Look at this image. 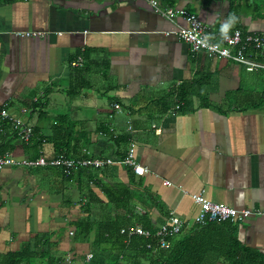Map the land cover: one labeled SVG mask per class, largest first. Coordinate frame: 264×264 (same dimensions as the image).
<instances>
[{"label":"crops","instance_id":"0c3cea01","mask_svg":"<svg viewBox=\"0 0 264 264\" xmlns=\"http://www.w3.org/2000/svg\"><path fill=\"white\" fill-rule=\"evenodd\" d=\"M224 1L228 9L222 0L158 3L196 14L214 33L240 29L264 36L263 16L247 7L252 0H236L238 8L254 12L241 20L227 17ZM184 25L154 14L143 0L0 4V107L33 130L31 141L22 144L0 120V150L9 148L16 159H52L53 140L70 142V155L60 154L69 159L119 162L133 145L137 164L147 170L138 177L115 163L64 176L53 167L3 168L0 254L47 237L55 246L50 254L64 259L79 247L69 228L85 217L84 206H90L93 220L112 218L105 191H135L141 184L156 204L146 216L156 229L165 221L160 213H166L190 230L199 214L190 196L199 193L213 204L254 213L235 224L234 235L264 257V216L255 214L264 212V74L193 55L173 35H164ZM78 58L82 65L72 68ZM180 90L186 100L176 104ZM68 128L70 133L59 132ZM136 205L127 209L136 214ZM16 213L24 215L20 232L10 225Z\"/></svg>","mask_w":264,"mask_h":264},{"label":"trees","instance_id":"16d2710c","mask_svg":"<svg viewBox=\"0 0 264 264\" xmlns=\"http://www.w3.org/2000/svg\"><path fill=\"white\" fill-rule=\"evenodd\" d=\"M13 1L0 0V4H9ZM252 1L247 7L257 10L259 5L255 2L257 0ZM229 2V10H231L234 2L233 0ZM230 32L232 31L226 34ZM182 92L180 90L176 93V104L186 100L185 96H181ZM3 123L9 128L7 123ZM69 130L68 128V131L60 130L59 132L70 133ZM127 142L126 137L125 143ZM52 143L56 157L62 153L69 156L74 150V147H70V142L57 145L52 140ZM7 151L9 148L1 149L0 156L8 153ZM85 158L83 155L75 159ZM140 185L135 184V191H128L125 187L105 191L106 205L115 210V216L112 218L104 216L97 221L93 220L89 213L90 206L83 207L85 217L70 224L69 228L73 245L79 246L76 251L72 248L68 253L73 264H264L262 255L239 244L234 235L236 226L229 223L194 225L188 231H185L184 227L179 235L168 238L167 249H158L154 233L159 227L157 229L152 227L146 218L147 213L156 204L151 203L150 197L147 198L145 190L141 189ZM132 202L137 204L136 207L140 212L135 214L134 211L127 209ZM160 216L165 221L168 218L166 213H160ZM135 229L147 231L151 237L145 240L142 237H128L127 233H120L121 230L127 232ZM49 240L47 237L42 238L38 240L39 242L36 240V244L34 242V244H26L16 252L0 254V264H62L64 259L61 256L50 254L55 246ZM147 246L150 248L147 249ZM87 255H91L89 261H86Z\"/></svg>","mask_w":264,"mask_h":264},{"label":"built area","instance_id":"2783aa9c","mask_svg":"<svg viewBox=\"0 0 264 264\" xmlns=\"http://www.w3.org/2000/svg\"><path fill=\"white\" fill-rule=\"evenodd\" d=\"M152 9L153 13L161 16L169 22L177 19L184 21L185 25L176 29L172 33H165V36L173 35L177 40L186 44L190 52L195 55L204 54L209 60L221 59L227 62L242 66L247 72H262L264 74V36L257 34L242 33L240 30H233L228 34L214 33L207 27L198 16L190 11L179 8H162L158 0H143ZM18 37H41L40 33H15ZM261 59V60H260ZM82 60L78 58L71 63L72 68L80 67ZM179 107L176 106L175 109ZM115 112L120 111L117 105L112 107ZM0 120L8 124L13 136L22 144H28L33 136L30 125L25 124L20 119L10 115L5 108L0 107ZM130 125L126 132H130ZM112 132V130H110ZM117 163L130 168L135 176L142 177L147 174V170L139 166L136 162L134 146L130 145L123 160L114 162L106 159L85 158L81 160L69 159L64 155L52 159H46L39 155L36 159H16L12 154L6 153L0 156V170L6 167H20L27 169L53 167L61 169L64 176L71 172L82 169L100 170L104 167ZM192 203L199 208V214L193 219L194 225L204 226L210 223H229L231 225L240 224L250 217L252 212L248 210H234L209 202L202 193L190 196ZM140 212V211H139ZM257 216H264L263 213H255ZM185 224L178 218L170 216L165 224L161 225L154 237L157 239L158 249H167L169 246L168 238L177 236L181 233ZM121 234L127 233L128 237H142L145 240L151 234L141 229L120 231ZM71 236L72 233H69ZM150 247L147 246V249ZM91 259V255L86 256V261ZM62 264H72L69 256H66Z\"/></svg>","mask_w":264,"mask_h":264},{"label":"rangeland","instance_id":"374dc122","mask_svg":"<svg viewBox=\"0 0 264 264\" xmlns=\"http://www.w3.org/2000/svg\"><path fill=\"white\" fill-rule=\"evenodd\" d=\"M228 3H230L229 2V0H226ZM222 2L225 4V6H226V8L228 9V6H227V4H226V2L224 1V0H222ZM234 2V3H233ZM233 5H232V7H233V9H231V10H229V12H228V10L226 11V12H228L227 13V17L228 18H232V17H234V19H236V18H239L240 20H241V18L245 15V16H249L250 14L252 15V13H254V12H251V11H249V10H246L245 9V6L244 5H241V7L240 8H238V2H236V1H234L233 0ZM257 4H259L260 3V0H257V1H255ZM263 3H264V0H263ZM223 4V5H224ZM263 13H264V6H259V5H257V14H259V16H263V18H264V15H263ZM224 14H225V10L220 14V16H221V20L222 21H224V20H226V18H225V16H224ZM229 15V16H228ZM242 15V16H241ZM201 21L207 26V27H210L209 26V24H207V22L205 21H203L202 19H201ZM90 169V168H89ZM90 170H94V169H90ZM24 215H20L19 214V217H17V213L16 214H12V215H10L9 216V218L10 219H12V222L10 223V225H12V226H14V229H15V231H17V232H20L21 231V227H24V224H22L21 223V219H22V217H23ZM9 224V223H8ZM6 231L7 232H10V231H12V229L9 227V228H6ZM17 235V234H16ZM19 241H20V239H17L16 240V243H15V245H19L18 243H19ZM22 247V246H21ZM20 247V248H21Z\"/></svg>","mask_w":264,"mask_h":264}]
</instances>
